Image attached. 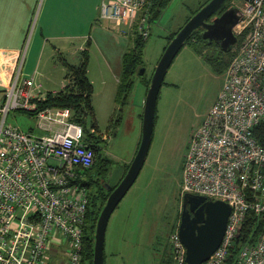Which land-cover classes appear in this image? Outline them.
I'll return each mask as SVG.
<instances>
[{"label": "built area", "instance_id": "built-area-1", "mask_svg": "<svg viewBox=\"0 0 264 264\" xmlns=\"http://www.w3.org/2000/svg\"><path fill=\"white\" fill-rule=\"evenodd\" d=\"M230 6L241 16L220 91L189 136L180 196L190 193L229 206L221 241L202 264H222L245 214L263 220L253 244L239 247V264H264V145L252 129L264 124V0ZM150 0H101L97 18L148 37ZM0 102V264H80L86 189L77 183L93 163L85 135L70 110L38 108L39 86L18 79V69ZM23 111L34 130L6 122ZM176 228L168 236L172 264H184Z\"/></svg>", "mask_w": 264, "mask_h": 264}, {"label": "rangeland", "instance_id": "rangeland-1", "mask_svg": "<svg viewBox=\"0 0 264 264\" xmlns=\"http://www.w3.org/2000/svg\"><path fill=\"white\" fill-rule=\"evenodd\" d=\"M206 1L169 0L158 17L148 24V37L142 51V73L132 77L131 92L121 108L120 120L114 127L108 128L115 109L111 87L113 79L102 67L98 53L93 51L90 54L89 77L93 79L94 119L101 135L105 137L101 155L112 162L105 179L107 185L112 186L117 182L123 164L131 161L136 150L145 97L143 83L153 73L165 44V36L182 26L184 20ZM234 3L241 1L234 0ZM237 30L233 28L234 33ZM116 38L113 36L112 42L115 49L119 46ZM125 38L123 53L132 47L133 34L128 32ZM209 49L198 39L187 41L165 73L155 103L153 128L145 160L134 183L106 224L103 248L105 264H159L163 250H169L170 233L166 230L165 234L163 230L168 229V220L173 224L180 207L181 170L189 136L214 103L222 84L221 65L205 55L206 51L211 52ZM62 76L63 73L59 72L58 77H37L36 83L43 91H58ZM45 79H50L48 86L44 85ZM101 81H105V85ZM1 97L0 92V100ZM24 113L10 111L6 122L22 131L34 130L33 118ZM112 235L119 239L123 260L118 255L109 260L107 242Z\"/></svg>", "mask_w": 264, "mask_h": 264}, {"label": "crops", "instance_id": "crops-1", "mask_svg": "<svg viewBox=\"0 0 264 264\" xmlns=\"http://www.w3.org/2000/svg\"><path fill=\"white\" fill-rule=\"evenodd\" d=\"M100 2L101 0H0L1 100L19 63L18 79H31L34 84H37V77L48 75L58 77L59 72L64 75L58 58L64 59L69 64H75L78 52L89 40L87 79L90 84H93V79L89 77V62L90 54L96 51L102 67L113 79L111 85L113 86V102L120 74L121 57L125 48V37L128 32L122 27H116L110 21L97 18ZM113 36L119 38H116L119 45L117 49L112 47ZM121 40L124 42L120 43ZM49 81L50 79H45L44 85L48 86ZM64 83L62 76L60 89ZM101 84L105 85V81H101ZM37 85L39 91L33 95L39 98L60 90L43 91L41 86ZM125 164L127 163L123 166ZM119 244V239L112 235L107 242L109 260H113L112 257L117 255L124 259ZM161 257L162 254L159 264H162Z\"/></svg>", "mask_w": 264, "mask_h": 264}, {"label": "trees", "instance_id": "trees-1", "mask_svg": "<svg viewBox=\"0 0 264 264\" xmlns=\"http://www.w3.org/2000/svg\"><path fill=\"white\" fill-rule=\"evenodd\" d=\"M208 1V0H207ZM206 1V2H207ZM232 0H225L218 11L213 15L217 16L222 13L225 9L230 7V2ZM169 0H150L149 5L147 6V22L148 24L154 21L161 10L165 5H167ZM205 2V3H206ZM204 3V4H205ZM202 4L201 6H203ZM200 6V7H201ZM198 7V9L200 8ZM198 9H196L191 15H193ZM189 18V17H188ZM186 18L183 24L187 21ZM182 24V25H183ZM181 27V26H180ZM179 27V28H180ZM179 28L169 33L165 36V44L162 48L164 50L167 43L172 39L175 33ZM131 33L133 34L132 47L129 51L123 53L121 57L120 64V74L118 77L115 94L113 98V103L115 105L114 113L109 121V127H114L118 124L120 120V111L121 108L126 104L129 94L132 89V77L137 73L138 69L142 67V51L144 48V43L146 41L141 39L135 32V29H132ZM201 30H194L190 36L186 39L184 44L191 39H198L206 46H209L211 52L206 51L207 55L213 62H216L221 65V75L223 74L228 61L232 56V50L236 47L243 39L245 31L235 35V43L230 47L229 51L222 52L219 50L218 46L214 42H208L202 40L200 37ZM89 47L90 41L87 40L84 44V48L77 54V62L75 64H69L64 59L58 58L59 63L64 70V86L54 94H47L42 102H38V108L44 107H59L67 108L71 113V120L79 124L82 128V131L85 135V141L87 147L91 150L93 155L92 166L85 170L83 173V179L77 180V183L86 189V208L84 214V222L82 227V236H81V263L80 264H91L92 259V245H93V232L94 226L97 219V216L108 196L109 192L102 190L100 185L96 182H93L90 178V172H94L97 177H99L103 182L106 183V175L110 165L112 164L111 160L104 157L101 152V148L104 145L105 140L98 142L100 145L95 146L93 139L94 135H101V132L98 130L97 125L94 119L93 107L91 104V95H92V86L87 79V63L89 58ZM161 51V53H162ZM149 80L143 83L145 92L147 90ZM24 113L23 111H21ZM31 116L28 113H24ZM107 128V129H108ZM30 130V129H29ZM106 133V132H105ZM253 137L258 141L260 145H264V124H259L252 129ZM99 138V137H98ZM138 145V144H137ZM137 148V147H136ZM135 153V152H134ZM93 165L96 166V169L90 170L93 168ZM129 163L125 164L122 167V173L118 181L109 186L111 190L118 184L120 179L123 177ZM90 190V191H89ZM89 191V192H88ZM178 219V214L175 217V220ZM174 222V221H173ZM171 224L168 220V226ZM175 225H172V228L168 230L171 233ZM263 227V220L259 216H254L252 212H247L244 217V221L240 226V231L237 237L233 240L228 250L227 257L225 258L222 264H239L237 259V253L240 246L244 244H253L260 234ZM168 233V235H169ZM162 264H172L170 247L166 252L163 250L161 257ZM103 264H104V254H103Z\"/></svg>", "mask_w": 264, "mask_h": 264}, {"label": "water", "instance_id": "water-1", "mask_svg": "<svg viewBox=\"0 0 264 264\" xmlns=\"http://www.w3.org/2000/svg\"><path fill=\"white\" fill-rule=\"evenodd\" d=\"M224 1L208 0L187 19L162 51L145 92L140 138L135 153L118 184L112 190L106 185L109 194L95 222L91 264H103V243L107 221L134 183L145 160L153 128L155 103L172 60L190 34L197 29L201 30L202 40L216 43L222 52L229 51L235 43L233 28L241 18L238 9L230 6L219 15L212 17ZM141 73L142 70L139 68L137 75ZM229 210L226 203L218 200H206L202 196L190 193H183L180 196L176 233L184 247V264H202L216 250L223 235Z\"/></svg>", "mask_w": 264, "mask_h": 264}, {"label": "flooded vegetation", "instance_id": "flooded-vegetation-1", "mask_svg": "<svg viewBox=\"0 0 264 264\" xmlns=\"http://www.w3.org/2000/svg\"><path fill=\"white\" fill-rule=\"evenodd\" d=\"M212 17H214V16H212ZM207 22H209V20H207ZM99 137V138H98ZM103 140H105V137L104 136H102V135H98V134H95L94 135V139H93V142H94V144H95V146L97 145V146H99L100 144L98 143V142H100V141H103ZM93 169H96V166L95 165H93V168L92 169H90V170H93ZM90 178H91V180L93 181V182H96L97 181V183L100 185V187L102 188V190H104V191H107L106 190V183L105 182H103L99 177H97L96 175H95V173L94 172H90ZM179 210H180V207H179ZM179 210H178V219L177 220H174V222H173V226L175 225V227L177 226V224H178V221H179ZM176 217V216H175ZM173 219H174V217H173ZM172 225L171 224H169V226H168V229L167 228H165V230H163V231H165V234H166V230L168 231L170 228H172Z\"/></svg>", "mask_w": 264, "mask_h": 264}, {"label": "bare ground", "instance_id": "bare-ground-1", "mask_svg": "<svg viewBox=\"0 0 264 264\" xmlns=\"http://www.w3.org/2000/svg\"><path fill=\"white\" fill-rule=\"evenodd\" d=\"M236 28H239V26H235V29H236Z\"/></svg>", "mask_w": 264, "mask_h": 264}]
</instances>
